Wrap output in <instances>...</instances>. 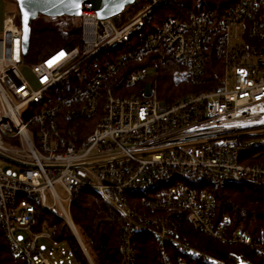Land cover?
Wrapping results in <instances>:
<instances>
[{"label":"built area","instance_id":"built-area-1","mask_svg":"<svg viewBox=\"0 0 264 264\" xmlns=\"http://www.w3.org/2000/svg\"><path fill=\"white\" fill-rule=\"evenodd\" d=\"M187 3L145 0L131 15L125 8L105 18L84 3L79 26L68 33L79 34L80 43L67 42L39 60L30 47L23 52L19 10L5 16L0 228L18 258L53 264L39 243L52 230L47 224L34 230L36 205L54 213L58 205L71 225V205L84 189L121 214L123 264H139V232L154 236L166 261L172 245L207 264H229L184 239L185 222L264 257V234L255 238L217 219L214 193L235 182L264 185V0H237L217 18L206 0L186 9ZM161 7L177 11L166 9L154 21ZM211 44L224 72L209 90L163 101L156 64L130 70L157 53L163 63L178 64L175 81L203 85ZM27 62L37 87L23 73ZM86 118L93 119L89 131Z\"/></svg>","mask_w":264,"mask_h":264},{"label":"trees","instance_id":"trees-1","mask_svg":"<svg viewBox=\"0 0 264 264\" xmlns=\"http://www.w3.org/2000/svg\"><path fill=\"white\" fill-rule=\"evenodd\" d=\"M145 0H136L126 7L129 15L136 12ZM187 1L186 9L195 0ZM207 7L214 17H219L237 0H206ZM177 11L176 7H161L154 21H159L165 10ZM40 17H46L41 15ZM38 17V18H40ZM35 19L32 22L30 49L31 58L39 60L51 50L66 44V32L57 23H43ZM149 60L138 62L131 69H143L149 62L157 65L159 71V98L173 101L175 98L191 91L209 90L222 81L223 65L218 58L214 45H210L206 54V83L194 86L188 81H175L174 72L178 64L173 60L162 62L157 53L147 55ZM128 66H131L128 64ZM85 119V117H84ZM90 123L88 131L93 127V119L86 118ZM86 131V132H88ZM216 196L217 219H228L231 229H241L257 238L264 234V185L247 182L229 183L214 191ZM35 231H40L44 224L52 230L56 241H69L73 254L79 264H89L69 223L62 217L51 213L40 204L36 205ZM71 218L78 232L87 243L90 253L97 264H123V218L121 214L107 203L97 192L84 189L70 209ZM183 238L204 250L223 258L229 264H241L248 258L254 264H264V257L244 245H226L203 234L189 222L183 224ZM139 264H207L201 259L189 257L172 245H168L169 257L164 258L159 244L149 232L137 234ZM0 264H28L18 258L10 248L0 228Z\"/></svg>","mask_w":264,"mask_h":264},{"label":"water","instance_id":"water-1","mask_svg":"<svg viewBox=\"0 0 264 264\" xmlns=\"http://www.w3.org/2000/svg\"><path fill=\"white\" fill-rule=\"evenodd\" d=\"M20 13V22L23 30V52L27 53L30 47L32 22L41 15L47 18L57 19L62 16H68L72 19L78 17L82 11V5L87 2L93 4L94 10L100 17H108L122 12L125 8L133 4L136 0H15ZM78 31V29H77ZM73 231L80 241V244L89 257L83 243L79 238L76 226L71 223Z\"/></svg>","mask_w":264,"mask_h":264},{"label":"rangeland","instance_id":"rangeland-1","mask_svg":"<svg viewBox=\"0 0 264 264\" xmlns=\"http://www.w3.org/2000/svg\"><path fill=\"white\" fill-rule=\"evenodd\" d=\"M17 9H18V5H17V2L15 0H0V32L3 29V23H4V19H5V16L7 15V13L12 12V11H16ZM66 17H68V16H66ZM38 20L43 22V23H55V22L57 23V21H59V20L51 19V18H47V17H40V18H38ZM79 23H80L79 16L75 17V19H73L72 23L70 25H67V26H62L59 22V26L62 27V29L67 34L65 42L71 41V42H75L76 44L80 43L81 38H80L79 34H77V33H75L74 35L68 34L70 32V30L72 29V27H74V28L78 27ZM31 53H32V51H31ZM22 70H23V73L25 74V76L31 82L32 86L37 87V82L35 80V77L31 73L28 62L26 64H24V66L22 67ZM156 71H157L156 69H148L147 73L149 75H151V74L155 73ZM130 92H132V91H130ZM149 93H150V84L147 87V94H149ZM158 93H159V90H158ZM158 97H159V94H158ZM177 98H175V99H177ZM56 188H57V190L61 196H65V192L59 184H56ZM48 203L49 204L53 203V200L49 197H48ZM55 210L57 211V213H54L52 211H50V212L64 218L68 222V220L66 219V217L64 216V214L62 213V210L60 209V207L58 205L55 206ZM69 225H70V223H69ZM70 227L73 231V228L71 225H70ZM76 229H77V227H76ZM19 232L22 234L28 235L27 231H19ZM73 233H74V231H73ZM78 234H79V238H80L81 242L83 243L85 250L89 254V257L91 258L93 264H97L93 255L90 253V250L88 249L87 243L84 242V239L81 237L79 232H78ZM74 235H75V233H74ZM75 237L77 238L76 235H75ZM77 240L80 244V241L78 238H77ZM39 243H42L47 247L46 255L48 256V258L51 260V262L53 264H79V262L77 261V259L75 258L74 254H73V251L71 249L69 241H66V240L65 241L64 240L63 241H56L52 237L51 239L42 238L39 240ZM80 246H81V244H80ZM81 248H82V246H81ZM83 252H84V250H83ZM84 254L86 255L85 252H84ZM86 258H87V255H86ZM87 260H88V258H87ZM88 262H89V260H88ZM89 264H90V262H89Z\"/></svg>","mask_w":264,"mask_h":264},{"label":"flooded vegetation","instance_id":"flooded-vegetation-1","mask_svg":"<svg viewBox=\"0 0 264 264\" xmlns=\"http://www.w3.org/2000/svg\"><path fill=\"white\" fill-rule=\"evenodd\" d=\"M56 20H59V22H60V24H61L62 26L70 25V24L72 23V21H73L72 18H70V17H66V16H62V17H60V18H57Z\"/></svg>","mask_w":264,"mask_h":264},{"label":"crops","instance_id":"crops-1","mask_svg":"<svg viewBox=\"0 0 264 264\" xmlns=\"http://www.w3.org/2000/svg\"><path fill=\"white\" fill-rule=\"evenodd\" d=\"M89 255V254H88Z\"/></svg>","mask_w":264,"mask_h":264},{"label":"snow or ice","instance_id":"snow-or-ice-1","mask_svg":"<svg viewBox=\"0 0 264 264\" xmlns=\"http://www.w3.org/2000/svg\"><path fill=\"white\" fill-rule=\"evenodd\" d=\"M62 55V54H61Z\"/></svg>","mask_w":264,"mask_h":264}]
</instances>
